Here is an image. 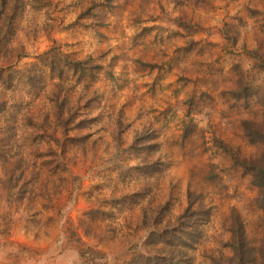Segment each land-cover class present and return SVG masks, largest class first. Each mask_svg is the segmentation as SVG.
<instances>
[{
    "label": "rangeland",
    "instance_id": "374dc122",
    "mask_svg": "<svg viewBox=\"0 0 264 264\" xmlns=\"http://www.w3.org/2000/svg\"><path fill=\"white\" fill-rule=\"evenodd\" d=\"M6 5L0 264H138L189 194L193 264L228 263L235 219L260 248L264 0Z\"/></svg>",
    "mask_w": 264,
    "mask_h": 264
},
{
    "label": "trees",
    "instance_id": "16d2710c",
    "mask_svg": "<svg viewBox=\"0 0 264 264\" xmlns=\"http://www.w3.org/2000/svg\"><path fill=\"white\" fill-rule=\"evenodd\" d=\"M11 0H2L0 2V43L3 41L5 44L8 42V34L11 33V25L8 22L7 3ZM8 26L9 31H5L4 27ZM7 29V28H5ZM8 51V50H7ZM6 51V52H7ZM10 64V63H7ZM83 62L77 61L75 65L80 66ZM9 67L5 68L7 71ZM1 81H7L8 77L0 75ZM264 87V81L262 84ZM255 131V130H254ZM258 132V131H257ZM256 134V131H255ZM254 135H248L253 139ZM259 142L264 143V125L259 129ZM249 168L253 183L259 192V204L264 216V158L259 161L249 160L246 162ZM210 217V209L205 207L202 203H198L195 207L192 196L188 195V205L184 213L178 219L177 224L173 228H166L160 232L151 233L148 237L149 244L151 245H164V248H158L162 252L161 255L156 254L146 257H138V264H193L192 259L188 253L194 245L198 242L201 236V227L204 226ZM231 244L230 248L232 256L227 259V264H264V242L260 248H252L248 245L242 223L235 219V222L230 228ZM168 251L164 253L165 248Z\"/></svg>",
    "mask_w": 264,
    "mask_h": 264
}]
</instances>
